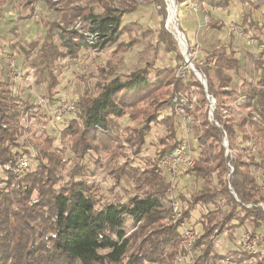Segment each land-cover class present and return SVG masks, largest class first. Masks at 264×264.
<instances>
[{"label":"trees","instance_id":"16d2710c","mask_svg":"<svg viewBox=\"0 0 264 264\" xmlns=\"http://www.w3.org/2000/svg\"><path fill=\"white\" fill-rule=\"evenodd\" d=\"M38 1L26 0V6ZM43 1L53 16L41 22L45 32L28 43L26 55L35 54L30 61L36 83L46 86L49 101L54 100L60 84L58 62L78 58L83 49L110 47L127 34L129 41L115 52L117 60L140 42L132 24L122 25L124 16L138 9L134 0H117L121 4L118 7L113 0ZM7 2L0 0V8ZM145 2L160 8L165 5L164 0ZM176 2L179 5L183 0ZM199 2L223 11L232 4V0ZM242 2L251 11L264 7V0ZM98 8L101 13H96ZM32 11L31 7V15ZM206 15L210 17V12ZM78 20L86 22L89 32L99 36L97 47L88 46L71 29ZM209 21L213 28L223 25ZM171 39L164 27L157 33V43H165L175 52L177 47ZM253 64L259 79L255 84H244L242 94L249 112L234 121L227 115L240 97L231 87L233 77L229 73L239 72L240 62L231 45H220L208 53L205 63L196 64L207 82V92L194 72L182 81L176 77V68H157L155 59L124 76L117 73L120 62H109L99 70L97 92H85L76 101L77 117L58 122L64 126V144L76 158L64 185V158L53 148L54 138L43 132V144L37 145L36 156L28 148L29 139L28 145L19 143L25 136L21 132L23 121H31L38 110L15 96L8 81L0 80V182L7 184L5 190H0V264H264L260 252H232L229 258L215 249L218 236H233L249 223L253 226L251 236L257 238L255 231L264 227V194H260L256 176L258 171L264 172V61L253 58ZM193 89L198 93L197 100L193 99L197 95L192 94ZM207 96L215 102L213 116ZM179 110L193 117L194 137L201 149L198 157L194 155L195 166L183 172L203 181L198 192L179 201L183 216L192 223L191 211L197 205L214 207L197 222L199 235L193 224L194 257L188 263L178 260L180 235L164 206L167 194L172 192L174 197L177 183L172 186L160 167L161 159L185 140L178 135L183 116ZM167 111L169 114L161 117ZM125 117L131 123L122 126ZM152 126H162L166 131L159 139L156 155L142 157ZM239 137L241 144L252 142L257 147L260 160L245 154L247 148H240ZM225 139L229 150L224 146ZM89 153L106 154L110 158L107 174L114 186L119 187L126 178L135 194L126 202L105 201L100 185L83 178L94 175L82 164ZM26 157L30 158V169L18 178L12 168ZM33 158L38 162L34 168ZM137 159L143 165H135ZM129 219L134 225L130 231Z\"/></svg>","mask_w":264,"mask_h":264},{"label":"rangeland","instance_id":"374dc122","mask_svg":"<svg viewBox=\"0 0 264 264\" xmlns=\"http://www.w3.org/2000/svg\"><path fill=\"white\" fill-rule=\"evenodd\" d=\"M134 1L138 4L137 11L125 15L122 25H133L135 34L140 41L139 44L115 60V52L118 50L119 45L129 41L128 35L123 34L119 37L118 42L110 47L83 49L79 53L78 58L73 60L65 59L58 62L60 84L55 89L53 101L48 100L49 94L46 86L37 85L36 83V72L33 70L30 61L31 58L34 59L35 54L32 57L26 55L29 48L28 43L45 32V28H43L41 22L51 19L53 15L43 0H39L32 6H26V0L8 1L4 7L0 8V80L8 81L15 96L35 106L36 110H38L35 118L31 121L28 119L23 121L21 132L25 136L20 139L19 143L24 144L29 139L30 144L28 145L26 142L29 146L27 147L36 156L37 145L43 144V141L41 142L43 132H46L47 136L54 138L53 148L63 154L65 164L61 171L63 176L61 185H64L68 181L69 172L74 167L76 158L64 144L63 137L61 136L64 126L54 120L53 113L65 101H78L85 92L96 93L99 70L109 62H114L115 64L120 62V68L117 70V73L122 76L131 73L140 66L146 65L153 59L156 60L157 68H176L177 72L179 68H184L189 63L191 68L194 66L193 68L197 70L196 64L202 65L205 63L209 52L220 45H231L236 52V58L240 62L239 72L229 73L233 77L231 87L236 91V96L240 97V101L233 103V109L229 110L227 116L234 121H238L249 112V109L244 105L245 101L242 94L245 91L244 84H255L259 79V73L255 70L253 64V58L264 61V48L262 46L264 45V7L259 11H251L249 6L243 3L242 0H232L231 7L228 10H213L207 6H202L199 0H197L199 9L198 11H194L188 7V0H183L179 5L174 0L177 20V25H174L176 28L175 34L170 29L173 26L170 27L169 25L171 9L169 0L168 5L167 0H164L165 5L162 8L154 4H148L145 0ZM113 3L116 7L121 5L117 0H113ZM31 7L34 9L32 15ZM208 11L210 12V17L206 15ZM101 12L100 8L96 10V13ZM210 19L222 22L223 25L221 28H213L209 21ZM233 26L240 27L242 36L234 34L231 31V27ZM162 27L172 36L171 43L174 42L173 46L177 47V50H174L175 52L171 51L165 43H157V33ZM71 29L76 31L75 23L71 26ZM177 30L182 33V36H185L188 49L179 41ZM150 46L151 48H149ZM1 50H6L18 56V64L23 72V77L20 80H15L9 76L1 58ZM180 56L182 59H180ZM192 94H197L193 97V99L197 100L198 93L194 89ZM185 104L190 105L187 100H185ZM168 114L169 111L162 112L161 117ZM191 119L194 120L192 116ZM211 120L213 121L212 118ZM127 122H129L128 117L123 118L122 126L128 125ZM193 123L194 121L188 123L186 126L185 123L182 124L181 122V125L178 127V135L179 139L183 138L191 143L194 150L193 155L198 157L201 149L194 137L195 129L192 127ZM165 131V128L162 126H152V132L146 139L147 142L141 155L142 157H154L156 155L160 149L159 139ZM240 141L241 138L239 137L238 142L240 143ZM227 143L228 140L225 139L224 146L229 150V144L226 147ZM239 146L242 149L247 148L245 151L246 155H255L256 160H260L259 154L256 152L257 147L252 142L240 143ZM32 164L34 168L38 162L33 158ZM82 164L94 171V175L90 179H88L89 176L83 178H86L89 183L100 185V191L105 201L126 202L135 194L133 184L126 178L122 179L119 187L114 186L113 179L107 174L110 158L106 154L102 153L101 156H97L94 153H89ZM135 165H143V163L137 159ZM256 176L260 183V194H264V172L258 171ZM0 177H3L2 173H0ZM165 177L168 180L166 174ZM197 183L195 179H192L181 184L178 189L175 187L173 191L174 198L182 202L181 199L185 195L180 194L181 190L188 187L193 192L198 189ZM6 188L7 184L0 182V190H5ZM171 197L172 192L164 198V206L168 211L169 218H171V213L167 203ZM183 206L186 207L187 205ZM200 209V207L195 208L193 211L196 212H192L194 215L191 218L198 235L201 231L200 224H197L201 218ZM196 217L198 218L197 220H195ZM132 224V221L129 219L128 228H130L128 231L133 228L134 225ZM252 232L253 226L248 223L236 231L233 236L226 234L218 236L215 240V249L220 255L228 256L229 258L232 252L241 253L240 243L243 236L247 233L252 234ZM255 236L259 239V252L264 256V227L256 230ZM250 264L257 263L254 261Z\"/></svg>","mask_w":264,"mask_h":264},{"label":"built area","instance_id":"2783aa9c","mask_svg":"<svg viewBox=\"0 0 264 264\" xmlns=\"http://www.w3.org/2000/svg\"><path fill=\"white\" fill-rule=\"evenodd\" d=\"M10 2L16 0H8ZM56 2V0H52ZM188 7L193 9L194 11H198V1L197 0H188ZM87 23L81 20L75 22L76 32L82 36L87 45L90 47H97L99 42L101 41L99 36L95 33L89 32L86 26ZM87 27V28H86ZM231 31L234 34L242 36V32L240 31L239 26L231 27ZM179 33V31L177 30ZM181 35V33H179ZM180 35L177 34V37L181 43L188 49L187 41L185 36L183 35V40L180 39ZM264 48V45H262ZM186 49V52H187ZM1 58L3 60L4 66L8 71L10 77L15 80H20L23 77V72L18 64V56L12 54L11 52H7L6 50H1ZM194 71L191 68V65L187 63V66L184 68H179L176 72V77L181 79L182 81L187 80V73ZM207 99L211 105L210 116L213 115V110L215 108V102L210 100L207 96ZM196 100V99H194ZM79 112V105L76 101H67L62 103L53 113L54 120L56 122H62L66 118H76L77 113ZM179 113L183 114L182 116V124L185 123L186 126L188 123H191V117L188 114H185L183 110H179ZM196 164V158L191 151V146L188 141L184 140L177 148L167 153L160 161V167L165 171L169 182L172 186L177 183V180L181 174V172L185 169H191ZM7 170H11L8 166H6ZM30 169V158H22L18 164L12 168V172L18 178H22L25 176L27 171ZM167 203L169 205V210L171 213V219L173 223L177 226L178 233L180 235V245H181V255L178 257L180 263H188L194 257V246H195V230L193 227V223L188 221L183 216V208L179 201H177L174 197H171ZM165 203V202H164ZM258 239L251 236L250 233H247L243 236L240 243V250L244 253H248L251 255H255L259 253L260 245L258 243Z\"/></svg>","mask_w":264,"mask_h":264},{"label":"crops","instance_id":"0c3cea01","mask_svg":"<svg viewBox=\"0 0 264 264\" xmlns=\"http://www.w3.org/2000/svg\"><path fill=\"white\" fill-rule=\"evenodd\" d=\"M185 13V12H184ZM131 123V121L129 120V122H127V124H130ZM192 179H195L196 180V182H198L197 183V188L198 189H196V190H194L193 192H191L190 190H189V188L188 187H185V188H183L182 190H181V192H180V194L181 195H185V196H183V197H190L192 194H194V193H196V192H198L201 188H202V186H203V181L202 180H199V179H197V178H195L194 176H192V175H189L188 173H186L185 171L183 172H181V174H180V176H179V178H178V180H177V184H176V189H178V187L179 186H181V184H183L184 182H186V181H189V180H192ZM198 207H200L201 209H200V214H201V216H202V214H204V213H206V212H208V211H211V210H213L214 209V207H213V205H207V206H202V205H197L196 206V208H198ZM201 211H202V213H201ZM192 212H194V211H191V218H193L192 216L194 215V213L196 212H194V213H192ZM198 218L196 217L195 218V220H197Z\"/></svg>","mask_w":264,"mask_h":264},{"label":"bare ground","instance_id":"6f19581e","mask_svg":"<svg viewBox=\"0 0 264 264\" xmlns=\"http://www.w3.org/2000/svg\"><path fill=\"white\" fill-rule=\"evenodd\" d=\"M169 2H171L170 0H169ZM171 3H173L174 4V8H173V6H172V4H171V9H170V19H169V25H170V27H172V28H170V29H172V31L176 34V31H175V27H174V25H177V20H176V11H175V3H174V0H172V2ZM182 34V33H181ZM181 37H180V39L183 37L182 35H180ZM184 43H185V41L183 40V38L181 39ZM185 52V51H184Z\"/></svg>","mask_w":264,"mask_h":264},{"label":"water","instance_id":"95a60500","mask_svg":"<svg viewBox=\"0 0 264 264\" xmlns=\"http://www.w3.org/2000/svg\"><path fill=\"white\" fill-rule=\"evenodd\" d=\"M168 1V0H167ZM171 2H172V0H170ZM170 2V3H171ZM172 4V6H173V8H174V4L173 3H171ZM175 11H176V9H175ZM180 33V32H179ZM178 32H177V34L178 35H180ZM194 67V66H193ZM192 67V68H193ZM193 72L195 73V75L197 76V78L199 79V81L203 84V86H204V88L206 89V92H207V82L205 81V79L203 78V76H202V74L199 72V71H197L195 68H193ZM226 147H228V143L226 144Z\"/></svg>","mask_w":264,"mask_h":264}]
</instances>
